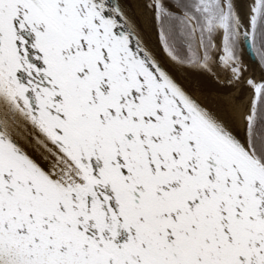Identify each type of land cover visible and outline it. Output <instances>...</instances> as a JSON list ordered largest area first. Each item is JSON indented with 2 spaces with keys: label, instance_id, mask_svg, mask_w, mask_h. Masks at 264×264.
<instances>
[{
  "label": "snow or ice",
  "instance_id": "1",
  "mask_svg": "<svg viewBox=\"0 0 264 264\" xmlns=\"http://www.w3.org/2000/svg\"><path fill=\"white\" fill-rule=\"evenodd\" d=\"M147 7L160 49L121 0H0V264H264V0Z\"/></svg>",
  "mask_w": 264,
  "mask_h": 264
},
{
  "label": "bare ground",
  "instance_id": "2",
  "mask_svg": "<svg viewBox=\"0 0 264 264\" xmlns=\"http://www.w3.org/2000/svg\"><path fill=\"white\" fill-rule=\"evenodd\" d=\"M150 0H129L132 9L137 16L140 24L152 43L155 45L156 49H160L158 38H157V28L154 20L153 11L147 7ZM250 0H240V8L242 14L247 16L248 3ZM166 63L176 72L182 83L192 92V94L205 106L212 108L214 110H231L233 106L238 108H243L249 102L251 96V90L248 89L243 84L235 86V88L230 90H223L225 87L223 85H218L213 89L208 88L204 83H199L191 72L188 70L179 69L170 64L167 58L164 56L162 50L159 51ZM246 66L249 69V75L255 74L256 78L259 79L261 71L259 69L253 71L250 62H246ZM197 75V74H196ZM224 81L219 80V84Z\"/></svg>",
  "mask_w": 264,
  "mask_h": 264
},
{
  "label": "water",
  "instance_id": "3",
  "mask_svg": "<svg viewBox=\"0 0 264 264\" xmlns=\"http://www.w3.org/2000/svg\"><path fill=\"white\" fill-rule=\"evenodd\" d=\"M122 5L126 8V10L129 11L130 15L135 19V22L137 23V25L139 26V29L141 30L142 34L144 35L146 41L148 42V44L154 48L155 45L152 43V41L150 40V38L148 37V35L146 34V32L144 31V29L142 28L140 21L138 20L137 16L135 15L132 6L129 2V0H121ZM238 3L240 4V0H238ZM159 55L162 57V55L159 52ZM163 58V57H162ZM246 58L250 61L252 70L255 71L257 69L260 70L258 63L256 62L255 58L252 57L251 55H246ZM166 62V61H165ZM168 67L171 69V71L175 74L176 78L178 79V81H180L182 83V81L180 80V78L178 77V75L176 74V72L168 65ZM261 71V70H260ZM184 85V83H182ZM185 86V85H184ZM186 87V86H185ZM187 88V87H186Z\"/></svg>",
  "mask_w": 264,
  "mask_h": 264
},
{
  "label": "rangeland",
  "instance_id": "4",
  "mask_svg": "<svg viewBox=\"0 0 264 264\" xmlns=\"http://www.w3.org/2000/svg\"><path fill=\"white\" fill-rule=\"evenodd\" d=\"M150 2H151V0L148 1V3H150ZM151 10L153 11V9H151ZM153 13H154V11H153ZM245 64H247L246 60H245ZM184 70H188V72H191L192 74H195L194 76L196 77L197 81L199 83H201V82L204 83V85H206L210 89L211 88L213 89L214 87H217L218 85H223L225 87V89H223V90H227V91L230 90V89L235 88V86L230 85V84L227 83V77L224 76V75L220 76L219 80L223 79L224 81H222L219 84L218 83L219 80H217L215 77H213V76H211L209 74H206V73H194L191 69H187V68H185ZM217 71H219V69H217Z\"/></svg>",
  "mask_w": 264,
  "mask_h": 264
},
{
  "label": "flooded vegetation",
  "instance_id": "5",
  "mask_svg": "<svg viewBox=\"0 0 264 264\" xmlns=\"http://www.w3.org/2000/svg\"><path fill=\"white\" fill-rule=\"evenodd\" d=\"M245 60H246V62H247V61L250 62V61L246 58V56H245Z\"/></svg>",
  "mask_w": 264,
  "mask_h": 264
}]
</instances>
